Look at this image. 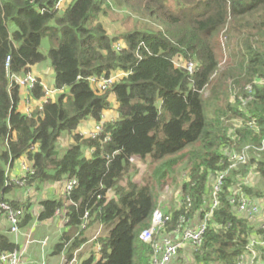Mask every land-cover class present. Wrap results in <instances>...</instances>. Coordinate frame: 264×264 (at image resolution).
<instances>
[{
    "label": "trees",
    "instance_id": "obj_1",
    "mask_svg": "<svg viewBox=\"0 0 264 264\" xmlns=\"http://www.w3.org/2000/svg\"><path fill=\"white\" fill-rule=\"evenodd\" d=\"M57 1L0 0V200L22 209L20 228L29 225V202L6 198L15 187L7 170L19 159L32 169L27 186L74 179L70 191L39 201V221L62 210L68 228L54 254L65 249L71 259L86 243L81 225L87 215V226L101 225L106 233L94 240L100 246L98 258L91 253L81 264H151L152 247L138 237L150 226L156 205L149 183L131 178V159L150 158L154 164L196 145L191 151L195 156H189L188 181L180 188L181 204L166 212L160 233L172 231L182 216L203 217L211 184L217 173L228 170L204 242L192 256L197 264H237L260 217L252 223L238 216L230 199H258L264 188L244 183L234 194L233 184L248 169L264 179V151H257L261 157L251 152L247 163L236 168H229L227 153L249 143L257 146L264 138V0H72L63 9L55 7ZM108 1L128 7L127 17L135 14L140 23L108 35L99 19L112 7ZM147 18L162 28L141 22ZM223 31L229 37L233 73L215 76L216 38ZM43 37L50 44L46 53L40 50ZM177 58L194 61L192 72L176 66ZM47 60L52 85L60 92L27 117L18 110L20 87L10 76ZM119 70L127 74L104 93L87 81ZM218 84L221 96L213 93ZM229 84L250 91L240 89V102L231 105ZM110 94L117 116L103 120ZM30 95L42 98V86L37 83ZM88 120L102 124L94 138L76 132ZM232 120H240V126ZM64 133L72 143L61 152L58 140ZM174 162L155 166L151 178L165 179ZM16 248L0 233V251Z\"/></svg>",
    "mask_w": 264,
    "mask_h": 264
},
{
    "label": "built area",
    "instance_id": "obj_2",
    "mask_svg": "<svg viewBox=\"0 0 264 264\" xmlns=\"http://www.w3.org/2000/svg\"><path fill=\"white\" fill-rule=\"evenodd\" d=\"M71 1L72 0H58L55 7L60 8L66 3L69 4ZM39 11L43 12L44 10L39 9ZM120 46L121 43L117 44V48H119ZM8 61L9 57H7L6 59L7 64ZM187 67L188 70L192 72V68L194 67V65L192 63H187ZM126 74L127 73L125 71L119 70L110 74L109 77L90 76L87 78V81L95 90V92L101 94ZM10 77L11 79H13L15 84L20 87V91L22 92L21 95H23L22 108L21 110H18L27 117H31L34 111H42L43 104L48 100L55 99L56 94L60 92L59 89H56L53 86L42 82L41 80L38 81L37 75L31 70H27L19 74H12ZM37 83L40 84L43 89V97L40 99H35L30 95L31 90ZM101 132L102 124L94 122L92 128L87 130L83 136L86 138H94ZM251 148H254L259 152L263 151L262 149L264 148V141L258 147L245 145L241 148L240 151H231L230 153H228V161L231 163L229 168H236L238 164L247 163L248 153ZM86 154H88V152ZM22 170L24 172L23 176L16 181L20 186H23L25 184L27 173L32 172L30 165H28L27 163L23 164ZM227 173L228 170L217 173L215 180L211 184L212 190L207 201L208 206L203 217L185 218L182 216L179 219L177 226L172 231L167 234L159 233L156 237L155 231L158 232L161 228H163L164 222L168 219V217L162 211L158 210L157 208L155 209L151 218L150 226L142 230L138 237L140 241L148 243L152 247L151 264H168L170 261L174 260L177 257L179 250L186 247L193 251H196L202 246L205 239L206 230L210 226L212 221L213 212L219 205L218 193ZM75 183L76 181L74 179L68 180L64 184V190L66 192L70 191L74 187ZM32 192V188L27 189V194H29V196H32ZM238 192L239 190H233L234 194H237ZM29 196L27 195V197ZM180 197L181 191L179 193V198ZM181 201V199L177 201V208H179ZM187 202H189V199H187ZM230 203L235 205V209L238 214H241L245 219L249 221L254 220L256 217H260L259 225L257 227L258 231L253 233L256 237L251 242H247L245 251L237 263L255 264L257 261V249L264 247V195L258 199H250L241 195V197H239L236 201L235 198H231ZM57 215H62V210L57 211L56 216ZM0 216L5 218L9 233L17 238L20 234L19 224L23 217L22 209L12 207L7 201L0 200ZM86 217L87 215H85V220L83 221L81 228H86L87 226ZM36 221H38V219H36ZM36 221L32 223V227L36 225ZM31 236L32 229H30L26 234V240L23 245L18 246V248L12 251H0V264H26L28 262L27 247L30 245V243L38 242L40 244V247L44 249L47 238L35 241ZM99 251L100 246L97 245L96 252L98 253ZM41 253V259L37 261L36 264H46L43 251H41ZM65 253L66 250L64 249L61 252L60 264H75L76 252L73 253L71 259H68Z\"/></svg>",
    "mask_w": 264,
    "mask_h": 264
},
{
    "label": "rangeland",
    "instance_id": "obj_3",
    "mask_svg": "<svg viewBox=\"0 0 264 264\" xmlns=\"http://www.w3.org/2000/svg\"><path fill=\"white\" fill-rule=\"evenodd\" d=\"M109 4L112 5V7H108L107 8V12L104 15H99V19L103 22V24L106 26V30H107V34L110 36H114V35H119L121 33L127 32L129 30H132L136 25H138V23H140V20H138L135 17V14L132 17H127V15L131 14V11L128 7H117V5L115 6V4L112 1H108ZM65 6H67V3L64 4L62 7H60L59 9H63ZM142 23H149L152 25V27L155 28H162V26L151 20V19H144L141 21ZM217 41V56H218V69H217V73L215 76L217 75H221L223 73H228V72H232L231 68L233 67V64L231 62V52L229 49V37L226 35V32L223 31L219 37L217 36L216 38ZM49 40L47 37H43L40 43V50L43 53H46L49 49ZM194 65V61H186L185 60H181L179 58L175 59V65L178 67H184L187 68V71L190 72V70H188L187 67V63H191ZM39 66H42L43 68H46L47 71L45 72V76H46V81L48 82V85H51L53 82V69L50 65V62L47 60L43 63L37 64ZM194 69V67L192 68V70ZM233 73V72H232ZM232 80H230L231 82ZM244 91L249 92L250 89L246 86L243 87ZM243 88H235L233 87L231 84H229V94H230V104L232 105L233 103H236L237 101L240 102L241 96L239 94V90L243 89ZM223 87L220 86V84L217 85V87L214 89L213 93L216 96H221L223 94H219L222 93ZM205 95H209V91L205 90ZM204 95V96H205ZM236 99H238L236 101ZM109 100H110V108H109V114H114L113 112H116V106H115V100H114V96L112 94L109 95ZM245 102V101H244ZM242 108L245 107V104L241 106ZM232 123L234 126L239 127L241 124L240 120H232ZM83 131V129H82ZM86 132V130H85ZM68 135H66V133L62 134L61 138L58 140L59 143V148L61 150V152H63L68 146L67 144V138ZM264 141V138L261 139L262 143ZM245 145H251L252 147H258L259 145H252L251 143L249 144H245ZM244 145V146H245ZM193 146L196 145H191L187 148H185L184 150H182L181 152L166 157L163 160L157 162V163H152L150 158H146L145 160H141L137 157H133L131 159L132 165H133V169L135 170L130 171V176L131 178H133L134 181H136L139 184H144V183H149V185L151 186V190L153 191V195H154V201H155V205L156 208L160 211H162L164 214H166V212L172 210L173 208H177V201H179V199H181V197L179 198V193H180V188L181 185L188 181V174H189V156L194 157L196 152H191L193 150H195L196 148H194ZM249 148V147H248ZM264 151V148L262 149ZM248 151V149H247ZM231 152V151H230ZM228 152V153H230ZM251 152L253 153H257L255 154L257 157H261V154H259V152H257L254 148L249 150L248 153V157L251 155ZM227 153V154H228ZM175 160V162L172 165L168 166V172L166 174V178L163 180H158V178H151V176H153V170L155 168V166H159L162 165L163 163L169 161V160ZM236 181L233 184V187L235 188V190H238L242 187V185H244V183H247L248 186H259V188H264V179L261 177V175L257 172L254 171V169H248L247 172L245 173H241L238 174L236 176ZM13 183L15 184L16 190L17 191H22V193H24V191H26L27 187H31L32 188V193L35 195L34 199H41L44 196H54V193L56 192V190L52 189L51 187L48 188L49 192L47 195H44V186H36L35 184L33 185H26L24 184L23 186H20L17 184L16 180L13 181ZM26 183V182H25ZM124 183V182H123ZM51 184V183H49ZM20 187H23L22 189ZM47 187H49L47 185ZM211 187V186H210ZM24 190V191H23ZM36 191L38 193H36ZM45 191H47L45 189ZM32 194V195H33ZM38 194V195H37ZM211 192H209L207 194V199H209ZM29 196V194H27ZM30 197V196H29ZM36 200V201H37ZM33 202V203H36ZM31 211L33 212V206L31 207ZM238 216L243 217L241 214H238ZM57 217H59L60 219L63 218L62 215H57ZM251 222L253 223L254 220H251ZM90 226V225H88ZM255 228V225H254ZM104 229V234L106 233L105 228ZM95 231V230H94ZM160 233V231H155V236L157 237L158 234ZM83 236L85 237V239L88 241L89 239V235L92 236L94 233L93 231H89L88 229H85L84 232L82 233ZM48 235L50 237V244L53 243L56 239L57 236L52 234V232H44L43 236ZM32 237V236H31ZM255 234H249L248 236V242L252 241L255 238ZM91 238V237H90ZM86 241V242H87ZM92 245H88L86 244L83 249L80 250L79 253V258H78V263H81L83 260L87 259L91 253ZM264 248V247H262ZM258 251V250H257ZM187 252H189V254H191V256L193 255V250L189 249L187 250ZM183 251L178 252L177 257L174 259L175 261H180L181 259L178 257H180V255H182ZM264 256V255H263ZM261 261H264V259H261ZM170 263V262H169ZM168 263V264H169ZM182 264V263H181ZM186 264H197L195 263V260L193 259V256L190 258V260H188L186 262Z\"/></svg>",
    "mask_w": 264,
    "mask_h": 264
},
{
    "label": "crops",
    "instance_id": "obj_4",
    "mask_svg": "<svg viewBox=\"0 0 264 264\" xmlns=\"http://www.w3.org/2000/svg\"><path fill=\"white\" fill-rule=\"evenodd\" d=\"M105 28H106V26H105ZM121 45H122V43H121ZM29 70L34 72L37 75L39 80H41L42 82H44L46 84L48 83L46 81V76H45V72L47 71L46 68H43L42 66H39V65H33L29 68ZM51 83H53V82H51ZM50 86H53V85L51 84ZM21 94H22V92L20 91L21 101H20V104L18 105L19 110H21V108H22V96L23 95H21ZM115 106H116V103H115ZM113 113L114 114H111V113L109 114V109L106 110L103 113V120H114L117 116V113L116 112H113ZM93 123L94 122L92 120L82 122L79 125V127L77 128L76 132L84 135V133H86L85 130L87 131L90 128H92ZM82 129H83V131H82ZM67 138L68 139H67L66 145L69 146L72 143V137H71V135H68ZM24 163H26L24 158L19 159V160L15 161L11 167L8 168L7 175H8V178L11 182H13L15 180L17 181L20 177L23 176L24 172L22 170V166ZM47 185L49 187H47ZM42 186H44V185H42ZM50 187L52 189L56 190V192L54 193V196H46V197L44 196L43 198L38 199V200L37 199L33 200L34 196H35L34 194L30 197H27V190L26 191L23 190L24 193H22V191H17L16 187L12 188V190L6 196L7 199L18 201L20 203L28 201L29 205L31 207L33 206V212L31 211V208H29L33 219L31 220V222L29 223V225L27 227H25L23 229L20 228V234L16 238L14 235L9 233L8 225H7L5 218L0 216V233L6 234L18 246H21L24 244V242L26 240V234L29 232L30 229H32V239L33 240L38 241V240L47 238V242H46V245L44 246V249L42 247H40V244L38 242L30 243V245L27 247L28 262L26 264H36V262L41 259V255H42L41 251H43V253H44L46 264H60V262H61V253L54 254L53 248H54V245L57 242H59L62 233L68 229L65 226L64 219H62V218L60 219L59 217L55 216L52 219H48L45 221H39V220L36 221L37 215H38L39 210H40V206H39L40 200L46 199V198H57V197L62 196L63 189H64L63 181L57 182V183L45 184L44 193H43L44 195L48 194V192H49L48 188H50ZM20 188L22 189L23 187H20ZM28 188H33V186L27 187L26 189H28ZM45 189L47 191H45ZM36 193H38V192L36 191ZM35 201H36V203H33ZM35 221L37 223L35 226L32 227V223ZM85 229H88L89 231L92 230L94 234L92 236L89 235L88 241L84 245H82L78 250L75 251L76 252V263L75 264H81V263H78V258L80 257L79 253H80V250L83 249V247L86 244L92 245V247H91L92 253L94 254V256L96 258H98V253L96 252V246L94 244V240H95V237H98L100 235L101 236L105 235L104 229L101 225L97 226L95 224H91L90 226H87ZM45 231L50 232V233L52 232V234L57 236V239L53 243L50 244V237L48 235L43 236ZM187 250H188V248H186V247L180 250V251H183L182 255H180V257H178V259L179 258L181 259V262L175 261V263H174V262H172L174 260H172V261H170L169 264H181V263L186 264V262L188 260H190V258L192 257L191 254H189V252H187ZM257 250H258L257 251V261L255 264H264V261H261V259H264V256H263L264 255V248H258Z\"/></svg>",
    "mask_w": 264,
    "mask_h": 264
},
{
    "label": "clouds",
    "instance_id": "obj_5",
    "mask_svg": "<svg viewBox=\"0 0 264 264\" xmlns=\"http://www.w3.org/2000/svg\"><path fill=\"white\" fill-rule=\"evenodd\" d=\"M68 5V4H67Z\"/></svg>",
    "mask_w": 264,
    "mask_h": 264
}]
</instances>
